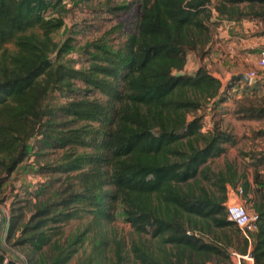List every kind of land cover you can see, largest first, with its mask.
<instances>
[{"label":"trees","instance_id":"trees-1","mask_svg":"<svg viewBox=\"0 0 264 264\" xmlns=\"http://www.w3.org/2000/svg\"><path fill=\"white\" fill-rule=\"evenodd\" d=\"M66 3L0 0V204L39 135L60 151L42 170L66 179L14 203L9 246L28 264H229L248 250L225 205L228 185H240L259 214L251 251L264 264V182L253 188L232 162L212 166L236 139L198 114L257 84L224 89L206 65L185 71L190 53L210 54L218 16L264 21V0H120L112 9L133 15L121 44L105 34L80 49L54 38ZM77 48L86 66L68 61ZM55 91L66 99L52 106ZM237 112L263 119L264 97Z\"/></svg>","mask_w":264,"mask_h":264},{"label":"rangeland","instance_id":"rangeland-1","mask_svg":"<svg viewBox=\"0 0 264 264\" xmlns=\"http://www.w3.org/2000/svg\"><path fill=\"white\" fill-rule=\"evenodd\" d=\"M119 1L120 0H112L109 2L107 0H80L78 2H72L71 0H66L67 10L63 14L65 25L54 34V38L57 41H64L72 37V43L80 49V47L87 42L107 34L113 45H120L124 40V31L131 29L130 22L133 20V15L113 10L112 7ZM218 19L219 23L217 22L218 25L215 28L214 35L220 34L218 41L222 43L224 39L223 34L227 32L231 33V31L235 29L230 27L231 23L229 22L235 19L219 16ZM245 19L250 20L256 27H253V30L248 29L246 32L242 24H238L241 31H243L242 33L239 31V34L241 33L240 36L243 37V39H249L247 41L243 40L247 45H242L244 57L240 59L242 62L246 63L243 66L244 68L240 69L242 73L255 68L254 62L257 61L260 48L264 46L261 40L257 39L258 36H264V21L251 18L239 20L242 22V20ZM254 41H256L257 46L254 44ZM79 49L67 55V59L76 67L86 66L88 63L87 56L84 52H80ZM198 58L200 59L201 57L196 52L188 55V61L193 65H197ZM210 64L212 65L213 62ZM190 69L194 68L192 67ZM258 72L260 78L252 84H257L256 87L252 86L245 90L239 88L238 90L236 86L234 89H230V92H227V95L232 97L231 99L216 104H212L208 101L204 107L198 111V114L204 117L203 121L206 128L211 127L214 122L219 123L221 128L231 131L236 139L234 144L226 145L227 151L223 155L211 161L212 166L215 169H220L223 168L227 162L235 163L239 171L244 173L248 180L249 178L251 179L253 188L256 187V177L264 182V154L258 156L259 152L251 149L256 148V145L264 146V138H257L255 135L253 137L246 136L245 132H241V130L249 126V128H255L258 130L259 134L264 135L261 132L264 130L262 129V126H264V118H244L239 116L237 111L240 106H247L252 102H260L262 97H264V79H262L264 78V69ZM220 78L224 84V89H226L231 79L224 77V75H221ZM65 99L63 92L55 91L50 94L47 102L52 106H57L64 103ZM248 120H252V123H248ZM40 138L41 136L39 135L33 141L31 154L12 174L7 183L5 190L7 199L6 203L3 204L9 209H11L17 201L23 200L27 196L30 197V195H35V193L42 188L47 189L46 191H53L62 187L64 181H66L64 173L46 171L45 169L42 170V166L47 162L55 164L58 161L57 158L59 157L60 151L44 145L43 142L40 141ZM256 138L260 140H256ZM59 178H61V180H58ZM252 195H254V192H252L251 196ZM241 202H243L249 210L252 208L251 202H247L246 198L241 197ZM85 221L86 218L73 220L67 225V230L75 229L81 226ZM117 225L119 231L122 232L126 238L130 237L132 229L128 223L120 220ZM85 249H88V247L86 246ZM75 261L76 259H74V262ZM208 263L213 262L208 261Z\"/></svg>","mask_w":264,"mask_h":264},{"label":"built area","instance_id":"built-area-1","mask_svg":"<svg viewBox=\"0 0 264 264\" xmlns=\"http://www.w3.org/2000/svg\"><path fill=\"white\" fill-rule=\"evenodd\" d=\"M264 69V46L260 48L259 55L254 69L246 71L251 84L258 78V71ZM264 75V74H263ZM264 77V76H263ZM244 82V81H243ZM233 196L228 198L225 205L227 208L228 218L235 222L242 232V235L248 241V250L245 254L237 251L231 252V262L229 264H256L251 248L254 239V234L258 230L259 214L248 209L241 200H233L234 198H241L243 188L238 185L231 189ZM11 213L10 209L3 203L0 204V250L3 255L1 264H28L26 257L15 251L9 246L8 233L10 227ZM213 264V263H208Z\"/></svg>","mask_w":264,"mask_h":264},{"label":"crops","instance_id":"crops-1","mask_svg":"<svg viewBox=\"0 0 264 264\" xmlns=\"http://www.w3.org/2000/svg\"><path fill=\"white\" fill-rule=\"evenodd\" d=\"M229 22L231 23L230 27L233 29L235 28L234 29L235 31L232 30L231 33H229V32L224 33L223 34L224 39L222 40V43H220L218 41L220 34L215 35V39H214L215 41L213 42V44L211 46L210 54H207L202 59L198 58L197 65H193L192 63L190 64V61H188L186 64V67H185V71H187V72L195 71L199 66L206 65L207 68L210 69L211 72L215 76L220 78L221 75H224V77H227L229 79H231V77L234 74L242 72V70H240V69L244 68L243 66L246 64L245 62H242L240 59L241 57H244L242 45H245L246 42L245 41L243 42V40L247 41L249 39H243V37L240 36V34L243 31H241L238 24H242L244 31H246V32L248 31V29L253 30V27H256V25H253V23L250 20H246V19L242 20V22L240 20H231ZM239 31L241 32L240 34H239ZM263 37L264 36H258L257 39L261 40V43L264 45V38ZM254 44L256 45V41H254ZM223 52H225V53H223ZM211 62H213L212 65L210 64ZM254 64L256 65V61L254 62ZM192 67L194 69H190ZM262 79H264V78H262ZM247 122L252 123V120H248ZM262 127H263L262 129H264V126H262ZM255 130H256L255 128L252 129V128H249V126H247V127H245V129L241 130V132H245L246 136H252L253 137L255 135L257 138H264V135L259 134L258 130H256V132H255ZM257 138H256V140H260ZM257 142H259V141H257ZM251 150L259 152L258 156L264 154V146H261V145H256V148H252ZM249 152H250V150H249ZM248 181L250 183H252L250 178ZM233 188H234V186L228 185V198H231L233 196V193L231 191V189H233ZM233 200L239 201V200H241V198H234Z\"/></svg>","mask_w":264,"mask_h":264},{"label":"water","instance_id":"water-1","mask_svg":"<svg viewBox=\"0 0 264 264\" xmlns=\"http://www.w3.org/2000/svg\"><path fill=\"white\" fill-rule=\"evenodd\" d=\"M231 80L233 81H244L245 83H249L250 80H249V77L247 76L246 73H237V74H234L232 77H231Z\"/></svg>","mask_w":264,"mask_h":264}]
</instances>
